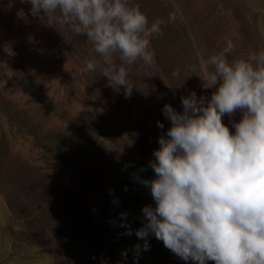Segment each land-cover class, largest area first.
<instances>
[{
    "label": "rangeland",
    "instance_id": "1",
    "mask_svg": "<svg viewBox=\"0 0 264 264\" xmlns=\"http://www.w3.org/2000/svg\"><path fill=\"white\" fill-rule=\"evenodd\" d=\"M134 2L149 23L165 24L151 41L153 76L133 66L126 98L99 69L83 71L99 59L85 36L32 17L29 3L0 0V264H186L154 235L148 250L135 235L154 202L133 174L154 178L139 170L171 126L165 104L182 112L181 96L210 99L199 76L222 37L233 40L230 60L264 48V0Z\"/></svg>",
    "mask_w": 264,
    "mask_h": 264
},
{
    "label": "clouds",
    "instance_id": "2",
    "mask_svg": "<svg viewBox=\"0 0 264 264\" xmlns=\"http://www.w3.org/2000/svg\"><path fill=\"white\" fill-rule=\"evenodd\" d=\"M21 2L31 5L32 17L85 36L99 59H85L83 71L99 69L108 87L123 86L126 98L134 89L128 79L133 66L153 76L151 41L163 34L165 21L149 23L134 0ZM18 15H25L23 9ZM174 21L169 13L167 22ZM222 40V50L203 62L199 76L204 89H213L210 99L191 92L180 98L182 112L170 104L162 108L171 126L158 137L153 159L139 170L151 169L154 178L133 174L154 202L142 208V227L135 235L145 241L144 250L147 237L154 235L186 264H264V48L247 59L230 60L233 40L230 35ZM237 112L238 122L232 119ZM157 127L163 130L164 124L157 121ZM121 226L128 228L126 235L133 234L127 224ZM140 247L134 246L137 252Z\"/></svg>",
    "mask_w": 264,
    "mask_h": 264
}]
</instances>
